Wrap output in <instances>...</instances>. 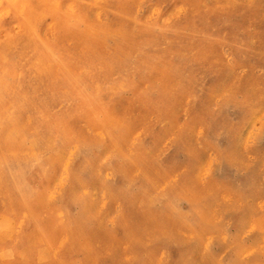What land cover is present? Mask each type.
Here are the masks:
<instances>
[{"label": "rangeland", "instance_id": "374dc122", "mask_svg": "<svg viewBox=\"0 0 264 264\" xmlns=\"http://www.w3.org/2000/svg\"><path fill=\"white\" fill-rule=\"evenodd\" d=\"M0 264H264V0H0Z\"/></svg>", "mask_w": 264, "mask_h": 264}, {"label": "bare ground", "instance_id": "6f19581e", "mask_svg": "<svg viewBox=\"0 0 264 264\" xmlns=\"http://www.w3.org/2000/svg\"><path fill=\"white\" fill-rule=\"evenodd\" d=\"M14 7V6H13ZM108 19V18H107ZM80 26H81V24H80ZM20 40V39H19ZM183 54V53H182ZM8 56V55H7ZM59 63H58V66H60L61 64L63 65V67L64 68H67V70L69 69V67L66 65V64H63V63H61V61L59 60V58H58V60H57ZM61 65V66H62ZM66 72V71H65ZM66 73H68V72H66ZM63 75H64V73H63ZM61 77H62V79H63V77L65 78V77H67L66 79H70V81H71V79H72V76H68V75H64V76H62V73H61ZM66 79H64L65 80V83H67L66 82ZM74 81V80H73ZM76 81H78V83H79V85H82L81 84V82L79 81V80H76ZM75 83H77V82H75ZM69 84V83H68ZM73 85H74V82H73ZM78 85V86H79ZM75 86H76V84H75ZM81 87V86H80ZM78 88V87H77ZM82 90H83V88H82ZM77 91H80V89L78 90L77 89ZM76 91V92H77ZM78 93L79 92H77V95H78ZM80 93H81V91H80ZM84 93H85V91H84ZM80 95H83V94H80ZM86 95V94H85ZM78 97H81V96H78ZM77 97V98H78ZM88 97V96H87ZM82 98V97H81ZM81 98H80V101H81ZM83 99V98H82ZM86 100V102H87V107L86 108H88V111L91 113V114H93V110H94V112H95V114H98L99 112H101L102 114V117L104 118V119H106L107 117H106V115L108 114L107 113V111L104 109V107H103V105L101 104V103H99L98 104V102H96L95 101V99H94V97H88V98H86L85 99ZM85 102V101H84ZM79 104H81V102L79 103ZM80 107V106H79ZM83 107H85V106H83ZM79 109V108H78ZM87 111V112H88ZM3 120V119H2ZM5 121V120H4ZM7 121V120H6ZM101 122V121H100ZM101 124H102V128L104 129V130H106V131H108V132H110V130L112 129V124L109 122V121H107L106 120V122H101ZM10 132H12V131H10ZM6 139H8V137L6 138ZM24 139V138H23ZM49 166V165H48ZM35 167V166H34ZM110 177V176H109ZM106 179V178H105ZM202 180V179H201ZM103 193V192H102ZM68 215V214H67ZM258 225H259V223H258ZM112 226V225H111ZM260 226V225H259ZM261 226H263V225H261ZM260 226V227H261ZM2 231V230H1ZM40 237V236H39ZM8 249V248H7ZM15 250V249H14ZM3 254V253H2ZM18 254V253H17Z\"/></svg>", "mask_w": 264, "mask_h": 264}]
</instances>
